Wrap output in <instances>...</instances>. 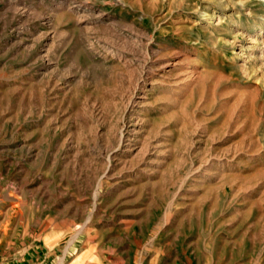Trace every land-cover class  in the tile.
Returning <instances> with one entry per match:
<instances>
[{
	"label": "rangeland",
	"instance_id": "374dc122",
	"mask_svg": "<svg viewBox=\"0 0 264 264\" xmlns=\"http://www.w3.org/2000/svg\"><path fill=\"white\" fill-rule=\"evenodd\" d=\"M12 261L264 264V0H0Z\"/></svg>",
	"mask_w": 264,
	"mask_h": 264
},
{
	"label": "crops",
	"instance_id": "0c3cea01",
	"mask_svg": "<svg viewBox=\"0 0 264 264\" xmlns=\"http://www.w3.org/2000/svg\"><path fill=\"white\" fill-rule=\"evenodd\" d=\"M14 261L12 262H9V264H12ZM18 264H24V263H21V261H18Z\"/></svg>",
	"mask_w": 264,
	"mask_h": 264
},
{
	"label": "bare ground",
	"instance_id": "6f19581e",
	"mask_svg": "<svg viewBox=\"0 0 264 264\" xmlns=\"http://www.w3.org/2000/svg\"><path fill=\"white\" fill-rule=\"evenodd\" d=\"M15 205V204H14Z\"/></svg>",
	"mask_w": 264,
	"mask_h": 264
}]
</instances>
